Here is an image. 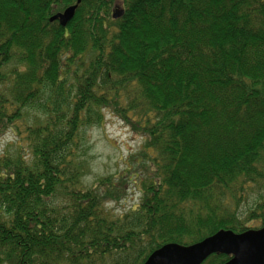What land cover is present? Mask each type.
Segmentation results:
<instances>
[{
  "label": "trees",
  "instance_id": "1",
  "mask_svg": "<svg viewBox=\"0 0 264 264\" xmlns=\"http://www.w3.org/2000/svg\"><path fill=\"white\" fill-rule=\"evenodd\" d=\"M73 4L65 26L49 20ZM104 111L142 145L87 186ZM7 132L28 155L0 153V264H142L263 225L264 0H0ZM130 182L138 203L111 214Z\"/></svg>",
  "mask_w": 264,
  "mask_h": 264
},
{
  "label": "rangeland",
  "instance_id": "2",
  "mask_svg": "<svg viewBox=\"0 0 264 264\" xmlns=\"http://www.w3.org/2000/svg\"><path fill=\"white\" fill-rule=\"evenodd\" d=\"M142 142L119 118L109 111H104V122L101 126L90 127L85 134V153L89 172L84 176L85 185H91L97 178L124 172L140 151ZM20 151L28 155L26 142L22 135L7 132L0 138V153L15 154ZM135 178V177H134ZM137 179V178H135ZM136 185L129 183L126 196L117 203H107L111 214L118 216L133 208L139 201ZM257 228V222H252Z\"/></svg>",
  "mask_w": 264,
  "mask_h": 264
},
{
  "label": "water",
  "instance_id": "3",
  "mask_svg": "<svg viewBox=\"0 0 264 264\" xmlns=\"http://www.w3.org/2000/svg\"><path fill=\"white\" fill-rule=\"evenodd\" d=\"M79 3V0H77ZM77 4L50 16L62 26L73 17ZM123 9L116 7L113 18L120 17ZM211 254H226L222 264H264V224L242 232L219 229L191 244L168 242L153 250L142 264H201Z\"/></svg>",
  "mask_w": 264,
  "mask_h": 264
}]
</instances>
